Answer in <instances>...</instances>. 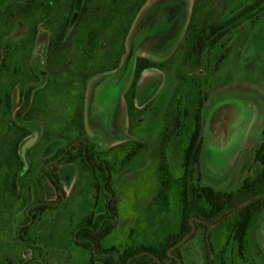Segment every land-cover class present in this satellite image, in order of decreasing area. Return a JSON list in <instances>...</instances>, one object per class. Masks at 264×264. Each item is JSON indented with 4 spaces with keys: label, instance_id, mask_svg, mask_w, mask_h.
Segmentation results:
<instances>
[{
    "label": "rangeland",
    "instance_id": "obj_1",
    "mask_svg": "<svg viewBox=\"0 0 264 264\" xmlns=\"http://www.w3.org/2000/svg\"><path fill=\"white\" fill-rule=\"evenodd\" d=\"M195 1L149 0L126 42L123 68L97 77L88 85L84 121L88 139L96 151L106 153L105 160L112 164L123 155L117 147L119 144L142 141L148 146V150L131 165L113 176V195L119 212L115 220L116 230L105 243L106 247L156 245L174 228V225L167 226L166 217L149 209V204L157 192V171L160 167L158 146L165 128L166 113L179 97H183L182 106L187 104L186 97L193 105L199 90L210 93L203 109L208 128L203 134L200 164L205 186L234 192L244 179L255 177L260 170L258 165L249 163V156L252 154L254 157V149L261 142L264 129V7L254 23L243 22L218 46L209 70L204 67L197 70L191 64L183 71L186 57L183 35ZM250 1L231 0L230 13L237 14ZM82 2L77 0V9ZM1 8L2 0L0 11ZM3 19L5 17H0V20ZM31 27L28 20L18 19L10 35L0 40V63L3 51L10 49L12 79L16 83L8 117L17 124H27L30 129L24 145L35 139L25 151L22 147L23 171L18 175V182L23 185L21 199L13 200L9 194L3 198L0 191V264H21V261H33L32 264H89L91 251L78 246L74 242V234L90 214L96 191L94 176L81 170L79 164L60 167L65 201H61L58 209L47 212L40 221L31 224L29 235L23 241L18 240V233L26 223L27 210L34 200H39L35 198V189L37 196L51 202L56 200L54 188L41 178V172L47 159L65 146L60 129L69 120L75 106L73 102H76L70 97L62 101V94H49L45 100L38 99L40 103L36 114L29 113L36 94L46 86L50 41V33L40 27L36 44L30 52L31 47L22 45L23 41H28ZM226 50H229L228 54L217 71L214 70L215 62ZM26 55L30 56L27 67ZM146 56L155 62H166V67L149 70L142 76L138 101L141 108L149 102L151 105L142 119L130 123L125 94L134 78L136 60ZM78 58L74 49L70 63L73 68L78 67ZM92 64L95 70L98 61ZM180 71L185 76V82L179 78ZM45 102L50 105L51 111L43 107ZM185 137L176 139L167 151L175 174L182 172ZM115 167L119 169L118 164ZM99 179L102 180L101 177ZM104 201L101 197L98 213L104 211ZM231 221L232 218L212 228L210 234L216 250L228 236ZM251 234L247 256L249 263L264 264V211ZM204 249L200 232L182 246L181 258L176 257L181 264H204ZM96 264L103 263L98 261ZM236 264L243 263L239 261Z\"/></svg>",
    "mask_w": 264,
    "mask_h": 264
},
{
    "label": "trees",
    "instance_id": "obj_2",
    "mask_svg": "<svg viewBox=\"0 0 264 264\" xmlns=\"http://www.w3.org/2000/svg\"><path fill=\"white\" fill-rule=\"evenodd\" d=\"M148 2L149 0H83L77 9V0H2L0 13H3L2 17L5 19L0 20V40L10 35L18 19H26L32 26L28 32L31 43L27 45L28 42H25L22 45L25 48L33 45L40 27L49 32L51 37L46 62V86L36 94L35 103L29 113L36 114L40 103L38 99L45 100L49 94H62V101L68 97L76 101L73 102L75 106L69 120L60 129L65 146L47 159L41 172V178L46 176L54 188L56 200L51 202L37 196L38 191L35 189V198L39 200H34L27 210L26 223L18 233V240L23 241L29 235L31 224L40 221L47 212L58 209L61 201H65L60 178V167L63 165L79 164L81 170L94 176L96 197L91 205V212L74 234V242L91 251L89 264H96L98 261L103 264H128L132 259L134 261L131 264H178L171 257L170 251L191 233L193 218L215 221L239 205L264 194V129L261 142L254 149V163L260 169L255 177L244 179L234 192H223L202 183L200 164L203 150V109L210 93L199 90L193 105L188 97L185 106H182L183 97L175 99L177 102L174 100L166 113L165 128L158 146L160 167L157 171V192L149 204V209L157 211L161 217H166L167 226L174 225L173 230L156 245L141 244L127 248L105 246L116 230L115 220L119 212L113 195V176L131 165L148 150V146L142 141H125L117 146L123 152L121 159L109 164L104 158L106 153L96 151L94 144L88 139L84 121L86 96L88 85L93 79L123 68L126 42L133 27L144 14ZM231 3V0L194 2L183 35L186 46L183 71L191 64L197 70L203 67L209 70L218 46L240 28L243 22L254 23L264 7V0H251L237 14H233L230 13ZM74 49L79 55L77 68L70 65ZM3 52L6 55L1 60L0 69L9 72L0 73V110H3L0 118V191L3 198L9 194L11 199L20 200L23 185L18 182V175L23 171L22 147L30 129L27 124H17L8 117L16 83L12 79L9 61L11 51L9 49ZM228 52L226 50L219 56L212 67L214 70L217 71ZM29 58L26 55V67ZM95 61H98V66L93 70L92 63ZM164 67L166 62L159 63L146 57L136 60L134 78L125 94L130 123L142 119L151 105L149 102L143 108L137 106L139 83L143 74ZM179 78L186 81L182 71L179 72ZM40 105L42 106V101ZM43 107L51 111L48 103L45 102ZM184 135L186 148L182 156V172L175 174L170 167L167 151L176 139ZM117 164L119 169L115 167ZM101 197L105 200L104 211L98 213ZM263 211L264 200L251 204L224 220L226 222L232 218L227 229L228 236L222 240L223 244L217 250L210 234L213 227L195 222L197 232L202 233L204 264H236L239 261L250 264L247 256L251 233L259 224ZM255 249H258L257 245ZM181 250L182 247L174 250L172 254L181 258ZM32 263L34 262L21 261V264Z\"/></svg>",
    "mask_w": 264,
    "mask_h": 264
},
{
    "label": "water",
    "instance_id": "obj_3",
    "mask_svg": "<svg viewBox=\"0 0 264 264\" xmlns=\"http://www.w3.org/2000/svg\"><path fill=\"white\" fill-rule=\"evenodd\" d=\"M34 142H35V139H34V138L31 139L30 141H28V142L23 146V151H25L28 147H30ZM262 200H264V194H263L262 196H260V197H257V198H255V199H252V200H250V201H247L246 203H244V204H242V205H239L238 207L232 209L230 212L224 214L220 219H217V220H215V221H209V220L200 219V218H193V219L191 220V226H192V231H191V233L188 234V235H187V236H186V237H185L180 243H178L176 246H174V247L171 249V251H170V255H171V257H173L174 259H176L177 262H178V264H181V260H180L178 257L174 256V255L172 254V252H173L174 250H176V249L181 248L183 245H185V244L188 242V240H189L192 236L195 235L196 230H197L196 225H195V222H199V223L205 224V225H207V226H209V227H215V226L221 224L224 220H226L227 218H229V217L232 216L233 214L239 212L240 210L246 208L247 206H249V205H251V204H254V203L259 202V201H262ZM133 261H134V259H132L131 261H129L128 264H131Z\"/></svg>",
    "mask_w": 264,
    "mask_h": 264
},
{
    "label": "crops",
    "instance_id": "obj_4",
    "mask_svg": "<svg viewBox=\"0 0 264 264\" xmlns=\"http://www.w3.org/2000/svg\"><path fill=\"white\" fill-rule=\"evenodd\" d=\"M146 8V7H145ZM146 58H148L147 56H146ZM148 59H150V58H148ZM143 76H144V74H143ZM141 82H142V79H141ZM140 82V83H141ZM141 86V85H140ZM140 89V88H139ZM140 91V90H139ZM137 106L139 107V108H141L142 106H140V103H139V101H137ZM203 124H204V130H203V134H204V132H205V129H206V127L208 128V125L206 124V118H204V115H203ZM252 149V148H251ZM250 162H253V164H255L254 163V157H253V155L252 154H250V156H249V163Z\"/></svg>",
    "mask_w": 264,
    "mask_h": 264
},
{
    "label": "flooded vegetation",
    "instance_id": "obj_5",
    "mask_svg": "<svg viewBox=\"0 0 264 264\" xmlns=\"http://www.w3.org/2000/svg\"><path fill=\"white\" fill-rule=\"evenodd\" d=\"M1 12V11H0ZM3 16V13H0V17H2ZM7 23H9V21H6ZM1 23V22H0ZM38 36V35H37ZM36 39H37V37H36ZM36 39H35V41L33 42V45L31 46V49L30 50H32L33 48H34V46H35V44H36ZM50 39H51V37H50ZM29 44L31 43L30 42V39H29V37H28V41H27ZM50 42V41H49ZM23 44H25V41H23ZM49 46V45H48ZM3 55H4V53H3ZM2 58H4V56L2 57ZM13 69L11 68V71H12ZM2 71H5V72H7L8 70H1L0 69V73L2 72ZM9 72V71H8ZM44 181H46V182H49V180H48V178H46V176H44V179H43Z\"/></svg>",
    "mask_w": 264,
    "mask_h": 264
}]
</instances>
